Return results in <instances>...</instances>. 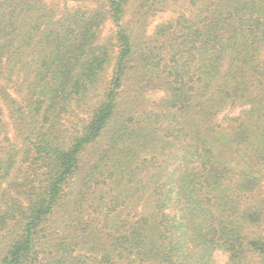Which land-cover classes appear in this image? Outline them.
<instances>
[{"label":"trees","instance_id":"trees-1","mask_svg":"<svg viewBox=\"0 0 264 264\" xmlns=\"http://www.w3.org/2000/svg\"><path fill=\"white\" fill-rule=\"evenodd\" d=\"M0 264H264V0H0Z\"/></svg>","mask_w":264,"mask_h":264},{"label":"rangeland","instance_id":"rangeland-1","mask_svg":"<svg viewBox=\"0 0 264 264\" xmlns=\"http://www.w3.org/2000/svg\"><path fill=\"white\" fill-rule=\"evenodd\" d=\"M170 14H171V12H168V11H167V12H160V13L157 14L155 17L151 18V19H150V24H149L148 27H147V32L151 33V32L153 31L154 26H155L158 22H160L161 20H163V19L167 18L168 16H170ZM132 15H133V13H132L131 15H128L127 18H128V19H131ZM110 27H111V25H110V26L108 25V27L105 28V30H106V29H107V30L110 29ZM110 31H111V30H110ZM161 94H163V93H162V92H159L158 94L152 96V97H153L152 99H154V98H156V97H160ZM217 257H218V260H219V261H225V260L227 259V255L224 254V253H221V252H219V253L217 254Z\"/></svg>","mask_w":264,"mask_h":264}]
</instances>
